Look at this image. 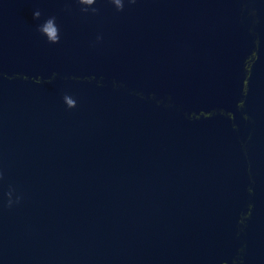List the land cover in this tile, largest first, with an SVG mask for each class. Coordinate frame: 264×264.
Returning <instances> with one entry per match:
<instances>
[{
  "label": "clouds",
  "instance_id": "1",
  "mask_svg": "<svg viewBox=\"0 0 264 264\" xmlns=\"http://www.w3.org/2000/svg\"><path fill=\"white\" fill-rule=\"evenodd\" d=\"M110 4L114 6L117 12H122L125 9V3L129 5H134L137 0H108ZM80 7V11L82 13H91L96 15L99 13L100 9L98 7H94L97 5L98 0H76ZM64 11L70 12V8H65ZM33 20L40 21L42 17V12L40 10H35L33 12ZM36 31L40 33L46 40L48 44L55 45L60 43L61 40V30L57 23L56 16H49L42 20V22L36 25ZM103 36L97 35L96 43L102 41ZM63 102L68 109H73L77 106V101L70 94L63 95ZM10 195V194H9Z\"/></svg>",
  "mask_w": 264,
  "mask_h": 264
}]
</instances>
